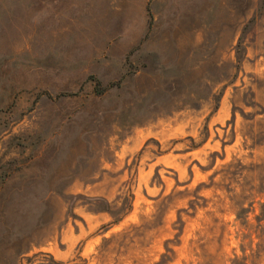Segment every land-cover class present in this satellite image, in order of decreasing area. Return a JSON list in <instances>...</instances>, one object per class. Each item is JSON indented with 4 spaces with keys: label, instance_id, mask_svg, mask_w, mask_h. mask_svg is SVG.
Instances as JSON below:
<instances>
[{
    "label": "rangeland",
    "instance_id": "rangeland-1",
    "mask_svg": "<svg viewBox=\"0 0 264 264\" xmlns=\"http://www.w3.org/2000/svg\"><path fill=\"white\" fill-rule=\"evenodd\" d=\"M0 264H264V0H0Z\"/></svg>",
    "mask_w": 264,
    "mask_h": 264
}]
</instances>
